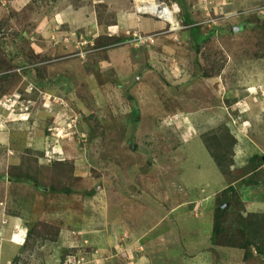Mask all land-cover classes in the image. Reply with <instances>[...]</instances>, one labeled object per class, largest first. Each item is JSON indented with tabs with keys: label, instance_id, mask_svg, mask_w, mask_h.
<instances>
[{
	"label": "rangeland",
	"instance_id": "1",
	"mask_svg": "<svg viewBox=\"0 0 264 264\" xmlns=\"http://www.w3.org/2000/svg\"><path fill=\"white\" fill-rule=\"evenodd\" d=\"M139 1L0 0V264H264V0Z\"/></svg>",
	"mask_w": 264,
	"mask_h": 264
},
{
	"label": "built area",
	"instance_id": "2",
	"mask_svg": "<svg viewBox=\"0 0 264 264\" xmlns=\"http://www.w3.org/2000/svg\"><path fill=\"white\" fill-rule=\"evenodd\" d=\"M135 14L140 16H147L161 22L164 26L159 32L155 34H136L129 37L128 44L134 47L148 48L153 46L159 37L170 36L176 42L178 41V34L184 29L179 24L180 10L174 4H166L157 0L139 1L135 7ZM126 41V42H127Z\"/></svg>",
	"mask_w": 264,
	"mask_h": 264
},
{
	"label": "crops",
	"instance_id": "3",
	"mask_svg": "<svg viewBox=\"0 0 264 264\" xmlns=\"http://www.w3.org/2000/svg\"><path fill=\"white\" fill-rule=\"evenodd\" d=\"M117 12V16H116V18H117V20H116V29L115 30H120L121 29V27H123V28H126V24H124L125 23V19L127 18V16H121V11H116ZM138 20V19H137ZM145 23L146 21H143V20H141V22L139 21V23H136V25H135V30L136 31H139V32H142L143 30H146V29H144L145 28V25L144 24H142V23ZM146 23H148V24H150V22H146ZM151 23H153V28L155 29L154 31H158L159 29L161 30L162 28H161V26H160V28H159V25L160 24H158V22H151ZM125 25V26H124ZM152 25V24H151ZM144 33H145V31H144ZM139 248H142L141 246H139ZM12 249H14V248H12Z\"/></svg>",
	"mask_w": 264,
	"mask_h": 264
},
{
	"label": "trees",
	"instance_id": "4",
	"mask_svg": "<svg viewBox=\"0 0 264 264\" xmlns=\"http://www.w3.org/2000/svg\"><path fill=\"white\" fill-rule=\"evenodd\" d=\"M222 213V210L220 208L217 209V214L215 216V224H214V227H213V233L216 234V232L218 231V218L220 216V214Z\"/></svg>",
	"mask_w": 264,
	"mask_h": 264
},
{
	"label": "water",
	"instance_id": "5",
	"mask_svg": "<svg viewBox=\"0 0 264 264\" xmlns=\"http://www.w3.org/2000/svg\"><path fill=\"white\" fill-rule=\"evenodd\" d=\"M236 31V30H235Z\"/></svg>",
	"mask_w": 264,
	"mask_h": 264
}]
</instances>
